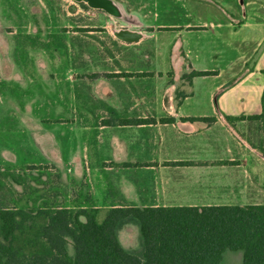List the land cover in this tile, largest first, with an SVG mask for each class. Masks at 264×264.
<instances>
[{"label": "rangeland", "instance_id": "374dc122", "mask_svg": "<svg viewBox=\"0 0 264 264\" xmlns=\"http://www.w3.org/2000/svg\"><path fill=\"white\" fill-rule=\"evenodd\" d=\"M25 1L0 0V210L17 208L36 214L38 209L64 206L92 209L86 174L73 175L68 144L72 124L80 123L87 131L89 115L112 114L113 105L102 97L110 80L130 93L140 84L146 90L156 84L169 86L167 91L175 86L172 97L177 100L182 86L192 79L190 73L196 71L193 62H200V50L195 51L205 34L200 31V18L217 23L228 20V12L239 16L240 0H115L123 19L73 0H28V6ZM120 28L140 30L144 36L125 43L112 34ZM8 29L16 34L9 35ZM227 29L224 26L217 38L207 34L202 43L220 48V35L225 36ZM235 53L237 49L226 48L218 63L204 61L203 65L227 63ZM14 64L21 70L20 83L8 75ZM116 69L121 77L110 76L116 75ZM208 84L206 80L202 89ZM169 93L162 98L164 105L145 104L144 110H170L174 103L167 102ZM142 107L130 101L122 104L127 112ZM58 140L64 143L63 150H56ZM262 189L258 185L257 191ZM97 211L101 220L106 209ZM42 221L37 218L35 224ZM117 237L128 251L140 248L136 223L122 226ZM67 251L73 254L70 242ZM220 264H242V251H224Z\"/></svg>", "mask_w": 264, "mask_h": 264}, {"label": "crops", "instance_id": "0c3cea01", "mask_svg": "<svg viewBox=\"0 0 264 264\" xmlns=\"http://www.w3.org/2000/svg\"><path fill=\"white\" fill-rule=\"evenodd\" d=\"M239 2L240 15L228 12L225 22L200 18L205 34L196 44L201 58L192 70L212 73L192 76L177 100L172 97L175 86L167 91L169 86L156 84L146 90L140 84L130 93L110 80L102 97L113 105L112 114L89 115L87 131L72 124L70 162L74 176L86 174L90 208L264 204L258 201L264 199V189L257 191L264 186V0ZM224 26L228 29L220 35V48L202 43L209 34L217 38ZM132 31L143 38L142 31ZM226 48L237 49L233 59L203 65L218 63ZM9 67V78L23 81L21 70L15 64ZM113 72L111 77H121L119 69ZM206 80L210 84L203 90ZM168 93L167 102L174 103L170 110H144L145 104L161 105ZM129 101L143 110L123 111L122 104ZM165 118L172 120L162 122ZM57 142L56 150H63L64 143ZM44 144L49 149L47 139Z\"/></svg>", "mask_w": 264, "mask_h": 264}, {"label": "trees", "instance_id": "16d2710c", "mask_svg": "<svg viewBox=\"0 0 264 264\" xmlns=\"http://www.w3.org/2000/svg\"><path fill=\"white\" fill-rule=\"evenodd\" d=\"M208 74L192 71L190 76ZM97 212L1 209L0 264H220L226 250L242 251V264H264V204L118 206L107 209L101 220ZM37 218L43 221L35 224ZM128 223L138 225L135 251L118 241V230Z\"/></svg>", "mask_w": 264, "mask_h": 264}, {"label": "water", "instance_id": "95a60500", "mask_svg": "<svg viewBox=\"0 0 264 264\" xmlns=\"http://www.w3.org/2000/svg\"><path fill=\"white\" fill-rule=\"evenodd\" d=\"M82 2L92 9H99L107 13L111 17L118 19L124 18L122 7L115 0H73ZM114 36L124 42H135L142 37L139 31H132L126 28H121L113 31Z\"/></svg>", "mask_w": 264, "mask_h": 264}]
</instances>
